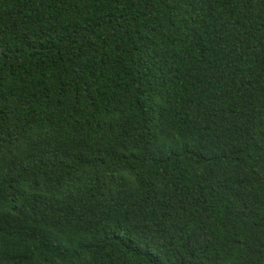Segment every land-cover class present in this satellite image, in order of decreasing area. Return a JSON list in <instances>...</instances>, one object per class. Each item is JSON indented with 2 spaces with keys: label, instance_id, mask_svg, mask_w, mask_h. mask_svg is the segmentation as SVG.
I'll use <instances>...</instances> for the list:
<instances>
[{
  "label": "trees",
  "instance_id": "1",
  "mask_svg": "<svg viewBox=\"0 0 264 264\" xmlns=\"http://www.w3.org/2000/svg\"><path fill=\"white\" fill-rule=\"evenodd\" d=\"M0 264H264V0H0Z\"/></svg>",
  "mask_w": 264,
  "mask_h": 264
}]
</instances>
